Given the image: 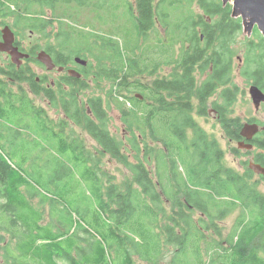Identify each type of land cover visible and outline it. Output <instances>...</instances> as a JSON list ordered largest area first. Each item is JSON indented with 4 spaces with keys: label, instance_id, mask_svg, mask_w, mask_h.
<instances>
[{
    "label": "trees",
    "instance_id": "trees-1",
    "mask_svg": "<svg viewBox=\"0 0 264 264\" xmlns=\"http://www.w3.org/2000/svg\"><path fill=\"white\" fill-rule=\"evenodd\" d=\"M87 1L5 0L0 1V5L10 9V4L14 6L15 3H18L17 5L26 6L24 10L43 11L54 10L58 5L71 6L72 3L83 7L88 5L89 1ZM97 6L98 4L95 3L92 10ZM130 6L129 4L128 14L134 19L136 33L140 39L148 42V47L144 49L143 54L135 53L132 58H126L120 48L104 45L92 35L91 31H81L68 24L69 34L74 33L77 36V46L83 43V37L81 38L80 35L86 36L87 34L86 38L93 37L95 41L101 42V45L108 47L109 51L114 54V57H110L111 65L103 68L102 74L111 82L109 90L111 100L121 102L126 98L127 103L131 104L133 98L124 96L125 92L132 94L138 91L141 95H145L143 83L140 80L132 81V78L141 74L143 66L146 68L149 64L147 62L149 58H159L158 54L162 48V40L159 38V27L161 26L166 29L167 59H174L178 49L183 53L182 58L185 60H216L218 57L223 59L227 55L230 87L225 90L223 97L228 99L229 108L232 110L239 94L238 87L234 83V67L238 55L236 45L239 34L244 31L242 19L233 16L232 5L230 3L225 5L223 0H136L134 6ZM162 10H165L166 14L161 18ZM23 18L31 21L32 26L37 30L43 31L47 26V21L43 18ZM43 25L44 27H42ZM252 35L255 39L250 37L241 43L246 47L242 77L247 84L254 82L264 89V37L261 36L257 28ZM68 53L70 54V50ZM75 53L80 54L82 51ZM150 53H153L154 56H150ZM214 66L217 68L216 64ZM76 100L78 101L77 98L74 101ZM16 103L19 102L16 101ZM16 109V105L5 107L3 110L5 114L0 116L7 119L10 114L17 113ZM62 109L68 113L70 120L73 119L72 121L76 122V125L85 122L86 128L103 151L117 158L134 175L135 186H128L125 192L117 190L119 186H114L111 191L109 190L108 195L112 203L111 207L117 208L113 210L118 213L119 220L124 223L128 222L129 215L139 211L140 218L135 220L133 228L146 239V242L133 243L131 244L132 249H122V243L118 242V264H136L135 253L144 256L152 264H160V257L164 253L163 248L168 249L171 244L177 246L173 264H264V196L250 184L249 177L239 178L233 171L220 173L214 169L213 178H194V183L196 180H200L205 186L213 185L212 192L203 194L208 196V200L205 201L206 205L203 207L189 195L188 192L193 189L189 187L181 174L179 186H174V189L170 190L171 194L167 192V197L171 199L174 209L173 215L168 217L162 207L161 185L150 180L144 162L142 104L137 105V113L133 117L128 118L129 114L124 113V122L133 132L130 141L135 151V161H131L122 153L121 143L111 134L106 123L108 120L107 111L102 98L88 99L85 111L82 112L72 104L68 107L62 104ZM229 123L238 124L240 122L237 119H229ZM136 131L139 135H136ZM230 132L234 134L233 130ZM0 135L2 136L1 131ZM1 146L3 144L0 142ZM187 155L191 157V153ZM199 160V158H194V167L199 165ZM205 167V171L210 169L208 165ZM43 178L48 185L53 182L49 177ZM33 187L41 188V185L26 177L14 162L2 153L0 148V207L8 214L13 211L14 213L10 214L14 216L15 220H20L22 226L32 229L24 234L29 238H22V241L16 246L17 253L29 259V261L23 260L22 264H59V261H66L69 264H108L106 249L94 241H86L87 249L75 252L76 245L73 239L67 237L65 231H62L64 234H60L54 230H48L47 226L49 225L43 224V214L39 210L35 225L31 227L28 224V215L33 209L30 198L36 196ZM24 188L29 193V198L25 197ZM65 193H58V195L64 198ZM240 206L243 208V214L231 235L224 242L215 240L218 244L211 246L207 252H203L205 242L211 243L205 238L204 232L213 229L217 236H221L218 222L223 220L230 211L232 212ZM196 211L202 212L205 216L199 215L196 220ZM161 215L168 219L165 226L160 224ZM147 224L151 228L148 235L145 233ZM4 229L9 231L8 228L0 227V230ZM112 234L115 233H111L110 236ZM162 235L166 238L165 242L162 241ZM158 239L160 243L156 247H152L148 252L144 249V246L150 242L155 243ZM9 245L10 243L7 246L9 247Z\"/></svg>",
    "mask_w": 264,
    "mask_h": 264
},
{
    "label": "rangeland",
    "instance_id": "rangeland-1",
    "mask_svg": "<svg viewBox=\"0 0 264 264\" xmlns=\"http://www.w3.org/2000/svg\"><path fill=\"white\" fill-rule=\"evenodd\" d=\"M88 1V5L83 7L73 3L71 6L58 5L53 12L50 11V25L55 23L54 27L57 28L60 27V22H65L64 26L68 27L69 24L81 31H91L93 33L91 34L104 45L120 48L126 58L134 57L135 53L143 54L144 49L148 47V42L140 39L135 30L134 19L128 14L129 4L130 7H133L134 0ZM95 3L98 6L92 10ZM68 15H71L73 19L66 20L65 17ZM26 32V37L30 36L28 30ZM261 36L263 35L261 34ZM250 37L255 39L248 31H243L239 34L236 45L238 55L234 67V83L238 87L239 94L236 103L230 110L228 119H237L240 125H243L247 118L256 116L259 123L264 126V105L256 112L249 95L251 83L247 84L242 77V62L243 59L245 60L246 47L241 43ZM31 40L34 39L31 38ZM87 47L89 48L88 45ZM92 51L93 54L89 53L87 58L92 64L91 75L98 76V78H90L93 81L89 83L87 80L84 85L77 88L79 100L87 104L91 97L102 98L107 111L108 120L106 123L111 134L121 143L122 153L131 161H135V151L130 141L133 132L124 122L125 115L121 118L122 111L125 108H131L124 96H133L135 92L132 94L125 92L123 96L125 99L121 100L122 103L111 100L109 93L111 82L102 74L103 68L111 65L110 57H114V54L103 45ZM134 80L150 84L154 78L151 74H145L143 66L141 74L132 78V81ZM23 87V93L28 97L27 101H23V104L17 109L16 115L10 114V117L7 118L11 123L0 120V126L3 127L2 136L0 135V142L3 146L0 148L2 153L9 160L11 159L26 177L41 185V188L33 187L36 196L30 198L33 209L29 212L28 224L31 227L35 225L39 210L43 214V224L49 225L47 226L48 230L51 229L60 234H64L62 231H65L67 237L73 239L76 245L75 252L86 250L85 242L91 240L106 249L108 264H118V242L122 243V249H132L131 244L146 242V239L133 228L135 220L140 218L139 211L129 215L128 222L124 223L119 220L118 213L114 211L117 208L111 207L112 203L108 195L109 190L111 191L114 186H119L117 190L121 192H125L130 185L135 186L133 173L117 158L103 151L86 128L85 122L80 125L69 122L60 103L50 101L43 95L36 97L29 86L23 85ZM12 89L17 90L16 87H12ZM138 93L140 94V92ZM16 101L19 102V100ZM194 117L207 134L225 151L226 166L243 173L237 165L240 157L233 155V144L229 143L221 122L212 116L208 119L200 118L197 115ZM63 120L67 121L65 126L61 125ZM135 133L139 135L137 131ZM188 134L191 137L192 131H188ZM3 135L5 139H10L12 142L1 140ZM143 146H145L144 143ZM152 146L157 149L161 148V145L156 142ZM171 157L177 162V168L182 172L186 183L191 184V176L188 174L187 167L178 162L176 155L173 154ZM146 164L152 171L154 180H159L158 161L153 158L151 161L146 160ZM43 177H49L53 182L48 185ZM249 182L259 194L264 196L263 179L257 177L251 179L250 177ZM25 190L24 188L23 191ZM58 193L66 195L62 198ZM25 194L26 198L30 197L26 191ZM173 210L172 205L167 206L168 217L173 215ZM5 212L0 207V227L8 228L10 232L5 229L0 230V235L5 238V246H3V242L0 244V254H7V252L8 254H20L17 253L16 246L22 241V238H29L24 234L32 229L22 226L20 220H15L11 215L14 213L13 211L10 212L11 214ZM242 214L243 208L240 206L232 212L230 211L223 220L218 222L221 236H217L213 229L204 232L205 238L211 243L205 242L203 252H207L211 246L217 245V242H224L233 232ZM161 218L160 224L165 226L168 219L163 215ZM195 218L196 220L199 218L197 212ZM150 229L147 224L146 235ZM113 232L115 234L110 236ZM162 236V241L165 242L166 238L164 235ZM8 243H10L9 247ZM159 243V239L155 243L150 242L144 246V249L148 252ZM163 249L164 253L160 257L159 263L173 264L177 246L171 244L168 249L165 247ZM23 260L29 261L24 255L22 256ZM134 260L136 264H152L147 258L136 253ZM59 264L69 263L59 261Z\"/></svg>",
    "mask_w": 264,
    "mask_h": 264
},
{
    "label": "flooded vegetation",
    "instance_id": "flooded-vegetation-1",
    "mask_svg": "<svg viewBox=\"0 0 264 264\" xmlns=\"http://www.w3.org/2000/svg\"><path fill=\"white\" fill-rule=\"evenodd\" d=\"M17 4L15 3L14 6L10 4V9L0 5V44L5 41V31L10 29L7 36L11 38L12 46L23 55L14 61L9 53L0 51V115L5 114L3 112L5 107L16 105L18 109L24 100L27 101L28 97L23 93V85L29 86L36 97L43 95L50 101L66 107L72 104L82 112L86 104L79 100L77 88L84 85L87 80L90 83L98 78L91 75L92 64L87 57L89 53L93 54V49L102 46L101 42L94 40L93 43V37L85 38L80 35L81 38L83 37V43L77 46V36L74 33L69 34L70 29L64 26L65 22H60V27L57 28L54 27L55 23L50 25L52 9L28 11L24 10L25 5ZM165 14V10H162L161 18ZM23 17L43 18L47 21V26L43 31L37 30L32 26L31 21ZM65 18L73 19L71 15ZM159 28V38L162 40L159 58H149L147 60L149 64L144 68L145 74H151L154 80L150 84H143L145 95L135 91V94L130 96L134 104L129 103L131 108H125L121 118L124 117V113L129 114L128 118L133 117L137 113V105L142 104L143 143L146 146H144V162L150 180L161 185L160 193L164 211L168 205H172L167 192L171 194L170 190L181 183L182 172L177 168V162L171 157L173 154L178 157L180 164L183 163L187 167L188 174L191 176L192 183L189 187L193 190L188 192L189 195L203 207L208 200V196L203 194L212 192L213 185L205 186L200 180L194 183L193 179L213 178L214 169L220 173L233 171L239 178L257 177L264 180V174L255 170L256 165L264 169V126L259 123L256 116L247 118L243 125L229 123L228 99L223 97L225 90L230 87L227 55L223 59L218 57L216 60H185L182 58L183 53L178 49L174 59H167L166 29L161 26ZM26 30L28 35L30 34L29 38L25 35ZM76 51H82V53L77 54ZM44 53L51 58L53 67H48L42 61L46 58ZM149 55L152 56L153 53ZM253 84L255 83L252 82L250 87ZM12 87H16L17 90ZM76 98L78 101H74ZM16 100H19V103H16ZM263 105L264 103L260 108ZM63 113L69 122L73 120L69 119L65 110ZM194 115L205 119L212 116L221 122L229 143L233 144V155L240 157L237 165L243 173L226 166L225 151L207 134ZM0 120L11 123L5 117L0 116ZM66 123L67 121L63 120L61 125L65 126ZM71 123L76 125L75 121ZM256 124L259 130L251 136L249 128ZM0 127L2 131L3 127ZM230 130H233L234 134H231ZM188 131H192L191 137ZM1 140L12 142L10 139H5L4 135ZM154 142L159 143L161 148L152 146ZM188 153H191V157H188ZM195 157L200 160L199 165L194 167ZM145 158L147 161L153 158L158 161L160 182L154 180ZM215 162H217L216 165ZM207 165L210 169L205 171ZM196 212L201 217L205 216L202 212ZM1 241L5 246V238L2 235H0ZM0 264H22V254H0Z\"/></svg>",
    "mask_w": 264,
    "mask_h": 264
},
{
    "label": "water",
    "instance_id": "water-1",
    "mask_svg": "<svg viewBox=\"0 0 264 264\" xmlns=\"http://www.w3.org/2000/svg\"><path fill=\"white\" fill-rule=\"evenodd\" d=\"M223 3L225 5L229 3L232 5L233 16L242 19L244 31H248L252 34L255 28H257L264 36V0H223ZM9 32L10 29L5 31V41L0 44V51L9 53L13 60L16 61L17 58L22 57L23 55L12 46L11 38L7 36ZM44 55L46 58L42 61L47 64L48 67H53L51 58L45 53ZM249 94L256 111H258L264 103V91L257 85L253 84L249 89ZM249 130L251 131L250 133L252 136L257 133L259 126L257 124L253 125ZM255 170L264 174V169L260 165H256Z\"/></svg>",
    "mask_w": 264,
    "mask_h": 264
}]
</instances>
